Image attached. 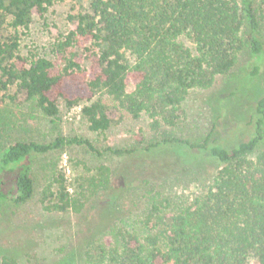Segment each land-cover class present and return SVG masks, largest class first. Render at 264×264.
I'll list each match as a JSON object with an SVG mask.
<instances>
[{
	"label": "trees",
	"instance_id": "1",
	"mask_svg": "<svg viewBox=\"0 0 264 264\" xmlns=\"http://www.w3.org/2000/svg\"><path fill=\"white\" fill-rule=\"evenodd\" d=\"M54 2L0 0V110L6 96L15 99L22 94L50 118L59 117L61 104L67 109L81 106L94 132H105L121 121L124 111L135 119L147 114L153 130L177 127L192 89H210L221 75L229 78L245 52L254 57L251 80L264 64L259 36L264 0H89L87 7L69 15L72 27L54 42L53 58L29 59L20 54L19 30L29 28ZM13 87L16 94L7 95ZM100 94L113 103L96 98ZM255 110L252 136L233 147L214 143L209 135L203 142L181 140L187 151L176 149L174 154L177 139L164 137L148 146L144 138L137 139L136 148L127 152L132 159L145 153L146 169L154 175L160 167L169 172L189 168L206 171L208 183L201 194L176 207L153 200L137 226L116 227L115 219L108 233L97 232L88 241L87 260L264 264V96ZM66 144L96 151L89 139L79 136L3 145L0 205L31 199L32 159ZM156 152H169L176 159L173 164L167 159L157 164ZM207 160L214 163L210 173ZM130 167L126 164L122 175H130ZM111 172L99 166L83 179L81 192H71L61 173L51 208L81 210L83 201L111 188ZM10 260L5 258V264H13Z\"/></svg>",
	"mask_w": 264,
	"mask_h": 264
},
{
	"label": "rangeland",
	"instance_id": "2",
	"mask_svg": "<svg viewBox=\"0 0 264 264\" xmlns=\"http://www.w3.org/2000/svg\"><path fill=\"white\" fill-rule=\"evenodd\" d=\"M88 4L89 0H55L43 14L35 16L29 28L19 30L20 54L29 59L53 58L54 42L72 27L69 15ZM259 36L264 44V20ZM253 64L254 57L245 52L229 78L218 76L212 88L189 92L179 126L158 130L151 128L147 114L135 119L124 111L121 121L105 132H94L82 115L81 106L67 109L61 104L59 117L50 118L22 94L15 99L6 96L0 110V155L3 145L12 141L50 142L59 136L87 138L96 151L84 145L66 144L34 156L32 198L19 205L11 201L0 205V264H5V258L13 260V264H92L84 255L88 241L97 232L108 233L111 229L107 226L115 219L116 227L137 226L153 200L176 207L201 194L208 183L206 171L200 174L188 168L169 172L160 167L154 175L149 167L146 169L145 153L132 159L127 151L136 148V140L143 138L145 146L164 137L179 140L175 142L174 154L176 149L187 151V147H181V140L203 142L210 135L212 142L229 147L248 140L254 131L255 103L264 96V64L260 75L251 80L248 76ZM6 94L15 95L16 88ZM96 98L113 103L104 94ZM167 154L156 152L157 164L164 159L173 164L175 155ZM126 164L131 165L130 175H122ZM101 165L112 170L111 188L83 201L81 210L62 212L51 208L56 201L51 194L58 188L61 173L71 192H81L83 179L95 174ZM205 166L210 173L214 163L207 160Z\"/></svg>",
	"mask_w": 264,
	"mask_h": 264
}]
</instances>
